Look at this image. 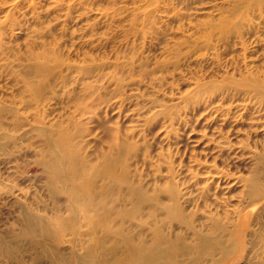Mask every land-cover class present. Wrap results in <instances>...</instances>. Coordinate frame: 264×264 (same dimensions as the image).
<instances>
[{"label": "rangeland", "instance_id": "1", "mask_svg": "<svg viewBox=\"0 0 264 264\" xmlns=\"http://www.w3.org/2000/svg\"><path fill=\"white\" fill-rule=\"evenodd\" d=\"M0 48V264H264V0H0Z\"/></svg>", "mask_w": 264, "mask_h": 264}, {"label": "bare ground", "instance_id": "2", "mask_svg": "<svg viewBox=\"0 0 264 264\" xmlns=\"http://www.w3.org/2000/svg\"><path fill=\"white\" fill-rule=\"evenodd\" d=\"M17 74L16 76L21 78L23 82L26 81V76L28 75L26 70H21L19 74ZM249 216L250 211H245L240 216L237 232L240 238H243L246 234ZM105 221L102 222V225H104L105 231L107 230L106 236L108 237L110 230ZM153 235L154 237L151 245H147L142 241L138 247L128 243L121 249V247L115 243L108 248L109 250H107L106 247V237L103 236L99 241L96 240V242L91 243L90 246L86 248V255L76 258L75 264H205L204 258L207 257L212 259L211 264H218V262L213 259L215 255L220 254L225 258L231 257L230 249L223 248L218 243L213 245L210 244L211 239L219 241L222 239L221 235L217 234L216 231H212L209 235L195 233V243L185 250L181 249L179 246H172L171 243H168L167 249H162L161 245L163 240L159 232L155 230ZM98 250H100V252ZM245 250L244 244L239 246V253L243 254ZM183 257H186L187 261H185Z\"/></svg>", "mask_w": 264, "mask_h": 264}]
</instances>
